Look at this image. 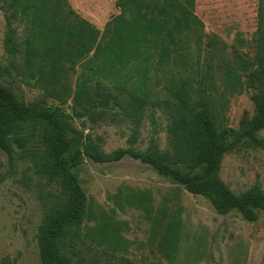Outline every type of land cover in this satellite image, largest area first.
<instances>
[{"label":"trees","instance_id":"16d2710c","mask_svg":"<svg viewBox=\"0 0 264 264\" xmlns=\"http://www.w3.org/2000/svg\"><path fill=\"white\" fill-rule=\"evenodd\" d=\"M3 2L9 13L5 14L3 47L8 56L20 55L18 74L51 77L56 83L61 73L84 63L86 79L93 82L92 95L84 79L72 99L78 106L73 116L86 115L92 104L101 107L100 112L116 109L137 127L148 106H157L168 120L165 150L136 151L129 146L105 154L89 137L82 142L73 136L76 132L68 122L72 115L55 106L36 109L20 103L11 89L0 84V149L12 158L14 146L25 149L34 137L37 159L33 166L59 189L58 206L37 228L40 264H87L80 247L90 248L81 233L88 201L74 172L85 158L106 164L130 157L188 193L203 197L218 215L234 212L248 223L264 216V193L257 185L235 194L219 177L225 155L241 147L264 151V140L259 137L264 130V0H257L256 29L249 49L245 50L238 33L231 52L234 70L244 77L253 106L252 115L244 114L237 129L217 128L212 119V96L200 84L204 25L182 1L116 0L120 14L102 31L80 17L66 0ZM17 18L25 26L20 41L12 23ZM168 67L175 71L166 80V97L153 101L149 74L152 70L163 73ZM57 97L64 104L70 97L68 87L61 86ZM135 131L130 145L135 142ZM0 264L11 263L3 259Z\"/></svg>","mask_w":264,"mask_h":264},{"label":"rangeland","instance_id":"374dc122","mask_svg":"<svg viewBox=\"0 0 264 264\" xmlns=\"http://www.w3.org/2000/svg\"><path fill=\"white\" fill-rule=\"evenodd\" d=\"M66 1L100 31L120 14L116 0ZM180 1L204 25L200 84L212 96V119L217 128L237 129L244 114L252 115L253 106L244 77L234 70L231 52L238 33L245 41V50L249 49L256 29L257 0ZM5 10L0 0V84L11 89L18 102L36 109L59 107L72 115L68 122L76 132L73 136L82 142L89 137L105 154L129 146L136 151L168 147V120L157 106H148L137 127L116 109L100 112L101 107L92 104L86 115L73 116L74 108L78 109L72 101L74 93L87 80L82 61L73 71L61 73L56 83L51 77L18 74L20 55L8 56L3 47L5 14L9 15ZM12 23L20 41L25 26L20 18ZM174 71L168 67L163 73L150 72L151 100L166 97L164 86ZM92 85L87 80L91 95ZM61 86H67L70 95L64 104L57 97ZM133 130L135 142L130 145ZM259 137L264 140V130ZM36 147L37 140L31 137L25 149L14 146L12 158L0 149V262L40 264L37 228L60 202L57 185L33 166ZM74 172L88 201L81 233L90 248L80 247L87 264H264L263 215L254 223L234 212L218 215L203 197L188 193L182 185L130 157L106 164L85 158ZM219 177L235 194L254 185L264 193V151L241 147L225 155Z\"/></svg>","mask_w":264,"mask_h":264}]
</instances>
